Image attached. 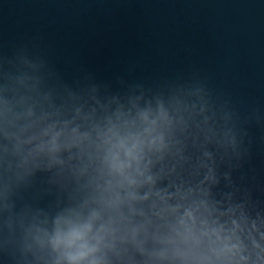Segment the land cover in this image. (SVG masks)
Listing matches in <instances>:
<instances>
[{"label": "water", "instance_id": "obj_1", "mask_svg": "<svg viewBox=\"0 0 264 264\" xmlns=\"http://www.w3.org/2000/svg\"><path fill=\"white\" fill-rule=\"evenodd\" d=\"M261 237L264 0H0V264Z\"/></svg>", "mask_w": 264, "mask_h": 264}, {"label": "clouds", "instance_id": "obj_2", "mask_svg": "<svg viewBox=\"0 0 264 264\" xmlns=\"http://www.w3.org/2000/svg\"><path fill=\"white\" fill-rule=\"evenodd\" d=\"M127 155H128L131 159H133V160H137V162H138V159H139V158H138L136 155H134L133 150H129L128 153H127ZM128 167H131V165H130V164H121V165L118 166V170L121 171V173L123 174V170H124L125 168H128ZM137 172L139 173V169H137ZM139 174L142 175V173H139ZM126 179H127L128 183H129V185H134V184H136V180H135L134 178H132V177H126ZM148 179L150 180L151 177H148ZM130 196H131V198H133V199L135 198L134 194H130ZM90 227H91V225H90V224H87V225H84L82 229H76V230L71 231V232L68 234L67 242H68L69 244H71V243H74L75 241H78V240L82 239L84 232L90 230ZM81 247L83 248V247H86V246L82 245ZM233 247H235V246H233ZM92 250H94V249H89V251H92ZM228 250L231 251V249H228ZM85 255H86V252L81 251V252L78 254V256L72 257V259H73V260H77V259H79L80 257H83V256H85ZM92 264H96V262L93 261Z\"/></svg>", "mask_w": 264, "mask_h": 264}]
</instances>
